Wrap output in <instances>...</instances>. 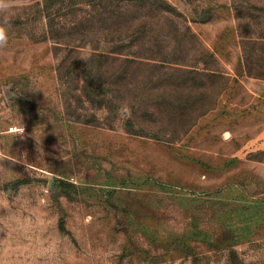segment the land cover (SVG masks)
I'll use <instances>...</instances> for the list:
<instances>
[{"label": "rangeland", "instance_id": "1", "mask_svg": "<svg viewBox=\"0 0 264 264\" xmlns=\"http://www.w3.org/2000/svg\"><path fill=\"white\" fill-rule=\"evenodd\" d=\"M93 1L98 33L114 7ZM166 1L171 13L125 0L135 44L124 65L94 62L91 100L54 63L65 31L46 14L74 15L15 0L0 48V264H264V0Z\"/></svg>", "mask_w": 264, "mask_h": 264}, {"label": "trees", "instance_id": "2", "mask_svg": "<svg viewBox=\"0 0 264 264\" xmlns=\"http://www.w3.org/2000/svg\"><path fill=\"white\" fill-rule=\"evenodd\" d=\"M59 1L60 4L64 5L66 10H70V14L74 15V20L57 26L52 22L50 14H46L47 26L51 32L59 33L60 31H65L64 41L55 42V67L59 78L63 76V68H68L69 73L82 74L83 84L81 87L86 89L89 98L91 97L90 99L92 100L93 95L102 90L104 86L102 83H97V75L102 73V63H100V66H96L94 62L103 58V62L109 59L121 60V63L124 65L131 52L130 48L132 47L130 45L135 44L134 42L128 43L132 25H126L124 20L126 6L123 3L125 0H108L114 7V11H111L106 16L108 26L98 33L94 25V21H97L98 18L95 13L96 5L93 0ZM160 1L164 5H167L162 10L171 13V5L166 0ZM79 10L84 12V14L78 15ZM86 26L88 28H84ZM137 27L135 24L134 29L138 30ZM61 50H65L70 55L72 54L71 58L67 60V58L60 57ZM123 65L119 67V70L124 71ZM101 104L102 102H100Z\"/></svg>", "mask_w": 264, "mask_h": 264}, {"label": "clouds", "instance_id": "3", "mask_svg": "<svg viewBox=\"0 0 264 264\" xmlns=\"http://www.w3.org/2000/svg\"><path fill=\"white\" fill-rule=\"evenodd\" d=\"M14 6L15 0H0V15H3V21L0 22V48H5L9 42L11 23L8 13Z\"/></svg>", "mask_w": 264, "mask_h": 264}]
</instances>
